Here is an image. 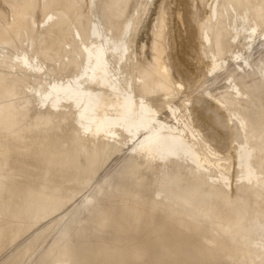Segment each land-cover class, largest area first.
Returning a JSON list of instances; mask_svg holds the SVG:
<instances>
[{
	"label": "bare ground",
	"instance_id": "1",
	"mask_svg": "<svg viewBox=\"0 0 264 264\" xmlns=\"http://www.w3.org/2000/svg\"><path fill=\"white\" fill-rule=\"evenodd\" d=\"M212 2L0 0V264H264V0Z\"/></svg>",
	"mask_w": 264,
	"mask_h": 264
},
{
	"label": "rangeland",
	"instance_id": "2",
	"mask_svg": "<svg viewBox=\"0 0 264 264\" xmlns=\"http://www.w3.org/2000/svg\"><path fill=\"white\" fill-rule=\"evenodd\" d=\"M213 1H214V0H213ZM206 2H208V3H206V4L208 5V7H211V5H212V3H213L212 0H206ZM207 10H209V9H207ZM87 14H88L89 16H90V15H91V16L94 15V14H93V11H90V13L88 12ZM88 15H87L86 17H87V19L90 21V17L88 18ZM233 15H235V13H233ZM49 17H51V16L49 15L48 18L46 17L48 20L45 19L46 22L44 21L45 24L43 23V24H42L43 27H42V25H41V28H45V25H46V27H47L48 25H51V24H52L54 18L51 17L52 19L50 18V20H49ZM92 18L95 19V16H92V17H91V20H92ZM215 19H216V18H215ZM215 19H214V20H215ZM151 20H153V18H152V14L150 13V17H147V18H146L145 22H146V21H147V22L144 23V24L149 25L150 22H151ZM229 20H232V17H229V19H227V16H226V22H225V24L227 23V24H226V27H229L228 24L231 23V22H229ZM47 21H48V22H47ZM227 21H228V22H227ZM213 22H214V21H213ZM48 23H49V24H48ZM50 23H51V24H50ZM146 25H144V26H146ZM72 27L74 28V25H71V28H72ZM73 28H72L71 30H74ZM227 29H228V28H227ZM143 35H144V36H143ZM141 37H143V43L145 44L146 41H148V36H147L146 34H142ZM23 40H24V39H23ZM230 41H231V42H230ZM234 41H235V43L233 44V43H232V42H233L232 39L229 40V43H232V44H228V48H229V50H230V47H231V49H233V50H236V49H237L236 46H235V45L238 46L237 41H236V40H234ZM28 42H29V41L26 40V42H25V41H22L21 43H23L22 46H23L24 48H27V47L29 46V50H31V48H32L31 42H30V44H29ZM66 43H67V42H66ZM66 43H64V45H65ZM27 45H28V46H27ZM67 45H68V46H67ZM233 45H234V46H233ZM72 47H73V48H72ZM233 47H234V48H233ZM67 48L69 49V44H66V45L64 46V52L66 51ZM225 48H227V45H226ZM225 48H224L223 51H222V52H223V55H224V52H225ZM228 48H227V49H228ZM13 49H14V48H13ZM16 49H17V48H15V50H16ZM18 49H19V48H18ZM27 49H28V48H27ZM77 49L79 50V48H77ZM15 50H13V51L15 52ZM78 50L74 49V46H71V50H68L67 53L69 52L68 55H70L71 51H73V53H74V55H75L73 58H75V57H76L75 52H76V53H77V57H76V58L79 59V56H81V55L79 54V51H78ZM17 51H18V52H21V49H19V50H17ZM64 52L61 54V55H62L61 57L59 56L60 59H58V61H55V59H54L56 56H54V58L51 57V59H52V63H54V61L56 62V63H55V68L57 67V70H58V71H56L55 75H53V78L56 76V74H57V76L60 75L61 77H65L66 74H68V72L65 73V71H64L63 68H62V71H61V74H60V69H58V68H61V67H60V66H59V67L57 66V65H59V62H61V61H60L61 58L64 59V60L66 59V61H63V60H62L63 62H67V60H68V62H69V61L71 60L70 57H69V58H66V57H67V53H66V57H63V56H65V55H64ZM227 52H229V51L226 50V53H227ZM202 53H203V52H202ZM202 53H201V55H200V56H201V59L204 57L202 60H203V61H206V60H207V58H206L207 53L205 52L206 55H205L204 53H203V55H202ZM226 53H225V55H226ZM146 55H147V48H145V49H144V52H143V56L145 57ZM71 56H72V54H71ZM56 58H57V57H56ZM71 58H72V57H71ZM73 58H72V59H73ZM76 58H75V59H76ZM197 58H198V59H197ZM197 58H196V60H195V58H194L195 63L197 62L198 66H199V64H200V66L203 65V63H200V62H203V61H200L201 59L199 60V57H197ZM51 59H50V62H51ZM53 59H54V61H53ZM69 59H70V60H69ZM73 61L76 62L75 60H73ZM78 61H79V63H80V62H81V58H80L79 60H77V63H78ZM63 62H62V63H63ZM66 64H67V63H66ZM61 65H62V64H61ZM74 67H75V66H74ZM74 67H73V71H75V68H74ZM70 70L72 71L71 68H70ZM66 71H69V69H68V70L66 69ZM71 71H70V72H71ZM73 71H72V72H73ZM70 72H69V74L72 73V72H71V73H70ZM62 75H63V76H62ZM203 75H205V72L202 73V75L199 76V78H198L199 82H200V80H202V78H204ZM209 77H211V75H210ZM197 89H198V88H195V91H196ZM171 92H173V90H172ZM174 93H175V90H174L173 93H171V97L174 98V97L176 96V98H181V95H180V94H179V95H180V97H179L178 94H176V93L174 94ZM172 94H174L175 96L172 95ZM41 107H42V106H39V107H38V109H41V110H39V112H43V111H45V106H43L42 108H41ZM37 111H38V110H37ZM70 130L72 131L73 129L70 128ZM70 130L68 131V133L71 132ZM73 133H74V131L71 132V134H73ZM86 135H87V134H86ZM230 139H231V138H230ZM232 139H235V138L233 137ZM86 140H87V139H86ZM209 144H210V143H209ZM230 144H232V143H230V141H227V143H225V145L222 147V151H223V152L219 153V156H220L222 159H223V158H225V159L227 158V154L229 153L228 150H229V146H230ZM211 145H212V144H211ZM225 146H226V147H225ZM209 147H210V150H212V148H214V146L211 148L210 145H209ZM209 147L206 146L207 151L209 150ZM224 147H225V149H224ZM206 148H205V150H206ZM227 149H228V150H227ZM124 150L126 151V149H124ZM124 150L118 152L117 155H124V153H125ZM210 150H209V151H210ZM207 151H206V153H209V152H207ZM111 152H112V151H110L109 153H107L108 155H107V154L104 155V156H106V158H107V156L109 157V161H110V160H113L114 158L119 157V156H117V155H116V156H115V155L112 156V154H114L113 152H112V154L109 156V154H110ZM211 152H212V151H211ZM226 152H227V153H226ZM223 153H224V154H223ZM115 154H116V153H115ZM220 154H221V155H220ZM120 157H121V156H120ZM103 159H104V157H103ZM225 159H223V160L221 161V163L223 162V163L229 164L230 160H228V161H229V162H228V161L225 160ZM104 160L106 161V159H104ZM107 161H108V158H107ZM230 163H231V162H230ZM232 169H233V168H232ZM230 171H231L230 174L232 175V177H233V179H234L233 182H234V181H235V182L237 181L238 183L241 182V181L239 180V178H237V177L235 178V176H236V168H234V170H231V169H230ZM232 172H233V173H232ZM234 172H235V173H234ZM196 175H197V174H196ZM196 175H192V176L189 175V176H188V180H189V181H190V180L193 181V179H195ZM191 177H192V178H191ZM236 184H237V183H235V184L233 183L234 186H237V185L239 186V185H240V183L237 184V185H236ZM87 189H88V188H87ZM87 189H86V188H84V189L82 188V189L80 190V192H81L82 190L85 191V192H82V193L84 194V197L86 196L85 198L88 197L86 192H88V195H89V193H91V190H90V189L87 190ZM82 193H78V194H82ZM78 194H77V196H78ZM153 194H154V193H153ZM162 196H163V194H160L158 200H160V198L162 199ZM81 197H83V195H81V196L79 195V196H78L79 199H81ZM84 197H83V198H84ZM85 198H84V199H85ZM156 198H157V197H156Z\"/></svg>",
	"mask_w": 264,
	"mask_h": 264
}]
</instances>
